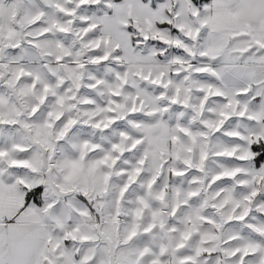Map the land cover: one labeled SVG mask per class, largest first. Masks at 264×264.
Segmentation results:
<instances>
[{
    "label": "snow or ice",
    "instance_id": "snow-or-ice-1",
    "mask_svg": "<svg viewBox=\"0 0 264 264\" xmlns=\"http://www.w3.org/2000/svg\"><path fill=\"white\" fill-rule=\"evenodd\" d=\"M0 264H264V0H0Z\"/></svg>",
    "mask_w": 264,
    "mask_h": 264
}]
</instances>
